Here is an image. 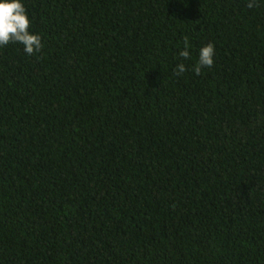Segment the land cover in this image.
<instances>
[{
  "label": "trees",
  "instance_id": "trees-1",
  "mask_svg": "<svg viewBox=\"0 0 264 264\" xmlns=\"http://www.w3.org/2000/svg\"><path fill=\"white\" fill-rule=\"evenodd\" d=\"M248 2L21 0L43 48L0 47V264H264Z\"/></svg>",
  "mask_w": 264,
  "mask_h": 264
},
{
  "label": "clouds",
  "instance_id": "clouds-1",
  "mask_svg": "<svg viewBox=\"0 0 264 264\" xmlns=\"http://www.w3.org/2000/svg\"><path fill=\"white\" fill-rule=\"evenodd\" d=\"M248 8L258 7L256 0H250L246 5ZM31 21L28 18L26 8L21 0H0V47L10 43L23 45L28 55L39 53L42 48V39L39 35L30 32ZM188 40L184 39V50L179 53L183 59H189ZM215 47L209 43L200 49L199 61L192 71L196 75L201 74L202 68H211L214 64ZM186 71L183 63L176 68V74L180 75Z\"/></svg>",
  "mask_w": 264,
  "mask_h": 264
}]
</instances>
